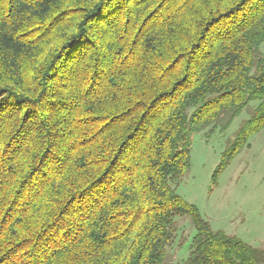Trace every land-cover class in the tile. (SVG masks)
<instances>
[{"label": "trees", "instance_id": "1", "mask_svg": "<svg viewBox=\"0 0 264 264\" xmlns=\"http://www.w3.org/2000/svg\"><path fill=\"white\" fill-rule=\"evenodd\" d=\"M37 20L73 32L22 76ZM262 44L264 0H0V264H171L184 217L181 264H264L176 193L195 131L264 125Z\"/></svg>", "mask_w": 264, "mask_h": 264}, {"label": "rangeland", "instance_id": "2", "mask_svg": "<svg viewBox=\"0 0 264 264\" xmlns=\"http://www.w3.org/2000/svg\"><path fill=\"white\" fill-rule=\"evenodd\" d=\"M32 22V29L37 32L26 39V43L14 47L21 58L19 70L22 76L23 66L41 68L57 53L60 36L73 32L64 31L67 22L50 37V34L38 30L40 21ZM259 52L264 55V44ZM53 82L47 83V89ZM57 88V85L52 87L53 90ZM251 115L252 105H249L234 118L225 114L214 124L193 133L189 167L177 185L176 193L196 208L213 231L261 247L264 244V125L247 136L241 147L229 156L244 122ZM177 222L178 231L167 248L166 263L181 264L194 233L189 217Z\"/></svg>", "mask_w": 264, "mask_h": 264}]
</instances>
